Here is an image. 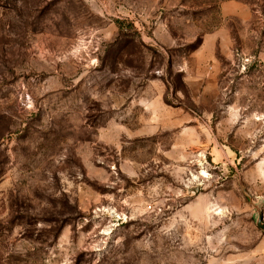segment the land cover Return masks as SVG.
I'll use <instances>...</instances> for the list:
<instances>
[{"label":"rangeland","instance_id":"374dc122","mask_svg":"<svg viewBox=\"0 0 264 264\" xmlns=\"http://www.w3.org/2000/svg\"><path fill=\"white\" fill-rule=\"evenodd\" d=\"M264 0H0V264H264Z\"/></svg>","mask_w":264,"mask_h":264},{"label":"water","instance_id":"95a60500","mask_svg":"<svg viewBox=\"0 0 264 264\" xmlns=\"http://www.w3.org/2000/svg\"><path fill=\"white\" fill-rule=\"evenodd\" d=\"M256 225L259 229H261L262 231H264V224H262L261 221V216L258 218V220L256 221Z\"/></svg>","mask_w":264,"mask_h":264}]
</instances>
